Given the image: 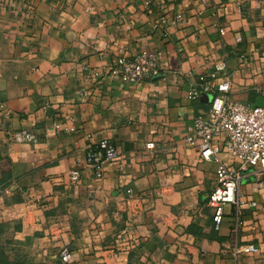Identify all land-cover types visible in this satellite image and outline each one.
Masks as SVG:
<instances>
[{"label": "crops", "instance_id": "1", "mask_svg": "<svg viewBox=\"0 0 264 264\" xmlns=\"http://www.w3.org/2000/svg\"><path fill=\"white\" fill-rule=\"evenodd\" d=\"M141 52L161 53L154 79L102 74ZM204 75L263 105L264 0H0V264H62L63 247L72 264H264V172L241 185L257 205L239 231L230 204L217 231V164L187 143ZM20 129L38 144L13 142ZM102 138L119 157L99 180L86 152ZM247 243L261 252H235Z\"/></svg>", "mask_w": 264, "mask_h": 264}, {"label": "built area", "instance_id": "2", "mask_svg": "<svg viewBox=\"0 0 264 264\" xmlns=\"http://www.w3.org/2000/svg\"><path fill=\"white\" fill-rule=\"evenodd\" d=\"M184 17L178 15L172 21L175 25H181ZM161 53L141 52L127 58H119L111 70L108 68L102 74L117 77L121 83L137 85L144 81H150L159 75ZM220 69H223L222 67ZM101 76V72H95L94 78ZM215 75L212 74L211 77ZM229 76L212 87L208 76H200V84L191 90L188 98L197 100L203 94L212 97L210 107L204 114L198 115L192 127L191 135L187 137V143H198L203 160L214 159L217 164V186L208 197V204L213 209V222L215 230H220L225 216V206H234L235 223L233 232L237 233L243 225V211L246 205L255 207V201H244L241 194V185L248 177L259 176L264 172V103L262 106H252L240 102L230 101L227 93L231 89ZM264 99V85L257 89ZM47 108V106H44ZM59 128V126H56ZM11 140L17 144H38V135L28 129H20L12 133ZM223 140V148L219 142ZM147 149H154L153 142L147 143ZM226 153L235 165L229 167L220 154ZM119 152L115 145L107 138L95 142L86 152V164L94 172L97 179L104 177L107 164L118 159ZM80 171L71 172V179L77 182ZM128 197L133 198L132 191L128 190ZM238 254H258L261 247L247 243L235 247ZM62 264H72L73 254L67 247L60 252Z\"/></svg>", "mask_w": 264, "mask_h": 264}, {"label": "water", "instance_id": "3", "mask_svg": "<svg viewBox=\"0 0 264 264\" xmlns=\"http://www.w3.org/2000/svg\"><path fill=\"white\" fill-rule=\"evenodd\" d=\"M212 100V98H210V101Z\"/></svg>", "mask_w": 264, "mask_h": 264}]
</instances>
